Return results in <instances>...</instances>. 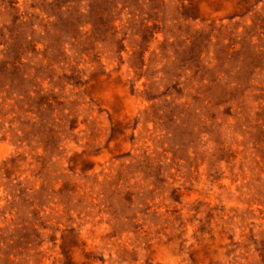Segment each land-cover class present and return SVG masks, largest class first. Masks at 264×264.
<instances>
[{
  "label": "rangeland",
  "instance_id": "rangeland-1",
  "mask_svg": "<svg viewBox=\"0 0 264 264\" xmlns=\"http://www.w3.org/2000/svg\"><path fill=\"white\" fill-rule=\"evenodd\" d=\"M0 264H264V0H0Z\"/></svg>",
  "mask_w": 264,
  "mask_h": 264
}]
</instances>
